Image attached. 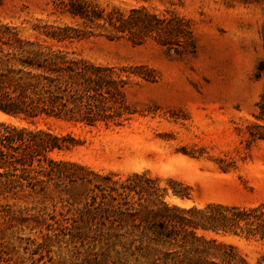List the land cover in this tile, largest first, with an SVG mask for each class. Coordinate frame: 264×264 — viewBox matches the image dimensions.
I'll return each instance as SVG.
<instances>
[{
	"label": "rangeland",
	"instance_id": "1",
	"mask_svg": "<svg viewBox=\"0 0 264 264\" xmlns=\"http://www.w3.org/2000/svg\"><path fill=\"white\" fill-rule=\"evenodd\" d=\"M55 1L0 0V21L31 39L56 28L90 29L66 40L67 49L101 64H146L154 80L128 88L126 101L134 113L123 125L49 120L51 129L70 132L79 142L53 157L118 181L143 174L167 188L164 201L182 208L264 205V139L248 142L254 125L264 126L253 116L264 89V0H85L125 13L143 6L158 16L169 11L183 16L196 48L181 54L151 38L141 44L125 36L109 38L106 30L58 12ZM0 120L24 123L3 113ZM169 179L186 187L189 196L172 194ZM90 187L81 181L49 184L18 200L30 216L22 222L0 216V264H176L178 247L150 244L130 222H114V236L85 221L81 210ZM196 234L209 240V264H264L263 239L201 228Z\"/></svg>",
	"mask_w": 264,
	"mask_h": 264
},
{
	"label": "trees",
	"instance_id": "2",
	"mask_svg": "<svg viewBox=\"0 0 264 264\" xmlns=\"http://www.w3.org/2000/svg\"><path fill=\"white\" fill-rule=\"evenodd\" d=\"M54 6L85 27L106 30L109 38L125 36L133 44L151 38L176 54L192 53L196 48L189 21L173 11L158 16L140 6L125 13L85 0H56ZM40 28L33 25V29ZM72 31L45 30V37L31 39L22 36L16 26L0 21V114L24 122L0 120V216L25 221L30 213L27 206H18V200L49 184L57 188L81 181L92 184L90 199L81 210L85 221L105 226V233L114 236V222H130L150 244L178 247L173 255L176 264H209L205 260L211 250L209 240L196 234L198 228L245 233L264 240L263 204L182 208L164 201L167 188L159 189L155 179L143 174L118 181L112 174L100 176L76 161L52 156L79 142L70 132L51 129L49 120L123 125L134 113L126 101L128 88L141 80H154L146 64L108 65L75 55L64 42L92 30ZM255 105L253 116L264 123V89ZM254 127L248 142L264 139V126ZM172 183V194L189 196L181 183ZM49 226L46 224L47 229ZM225 257L230 260L233 255Z\"/></svg>",
	"mask_w": 264,
	"mask_h": 264
}]
</instances>
